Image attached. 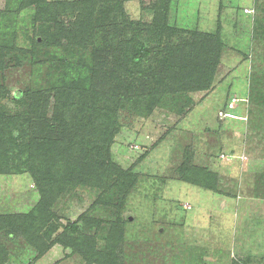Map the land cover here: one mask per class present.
I'll use <instances>...</instances> for the list:
<instances>
[{
  "label": "rangeland",
  "instance_id": "374dc122",
  "mask_svg": "<svg viewBox=\"0 0 264 264\" xmlns=\"http://www.w3.org/2000/svg\"><path fill=\"white\" fill-rule=\"evenodd\" d=\"M4 1L14 15L10 27L17 50L0 70L1 114L19 112L15 94L29 90L44 99L43 109L52 116L63 84L94 81L87 72L92 64L100 83L112 82L117 70L128 76V48L119 46L122 26L140 35L150 51L144 81L161 95L138 114L128 104L118 110L111 161L139 175L127 199L106 178L84 176L88 169L82 172V163L68 175L63 151L62 160L46 161L47 171L59 175L53 203L41 214L52 220L44 231L30 224L39 218L34 212L41 194L29 166L39 169V163H30L28 154L21 161L10 154L4 164L0 154V216L26 215L20 232L17 227L0 232V264H99L95 259L110 251L117 264H264V0H163L159 9L168 7L166 21L162 11L144 10L140 0L99 7L100 52L89 51L81 60L78 54L66 72L59 57L57 69L43 63L47 49L32 44L35 37L39 43L44 39L34 22L35 7L18 11L19 0H0V10ZM154 17L171 31L163 37L148 31ZM0 23L1 35V18ZM168 50L172 66L189 72L178 70L176 78L161 71ZM206 66L207 74L215 68L212 84L192 89L198 68ZM183 164L215 181L214 189L183 181ZM74 224L78 232L70 228ZM78 235L86 251L65 257L64 243L72 245Z\"/></svg>",
  "mask_w": 264,
  "mask_h": 264
},
{
  "label": "trees",
  "instance_id": "16d2710c",
  "mask_svg": "<svg viewBox=\"0 0 264 264\" xmlns=\"http://www.w3.org/2000/svg\"><path fill=\"white\" fill-rule=\"evenodd\" d=\"M19 1L20 8L18 11L35 7L34 22L39 29L43 28L42 36H44V39L39 43L35 37L32 42L34 47L47 49L43 56L48 61L43 60L42 62H49L50 68L57 69L59 65L56 58L59 57L62 61L60 66L66 72L72 66L71 60L78 54L81 55V60L83 57L88 56L89 51L93 55L100 52L97 43L98 27H100L98 25L99 7L122 6L124 2L132 0ZM140 2L144 10L154 11L157 15L162 11L165 21L168 19V7L164 6L162 9L161 6L159 9L163 0H140ZM4 3V10H0V18L5 24V28L0 35V70L5 66L6 56L17 50V37L12 31V27H10L14 15L10 16L8 5L5 1ZM68 15H71L72 20L66 19ZM130 23L134 25L132 22ZM47 24L48 26H46ZM66 24H69L70 27H65ZM52 25L54 26V31L52 30L51 32L50 28H52ZM122 29L119 46L128 48L127 54L129 58L126 61L128 76L117 70V73H113V76H111L112 79L110 80L112 82L107 80L102 82V84L98 79V75L96 76L94 72L97 67L94 69L92 64L91 68H87V72L89 74L93 73L94 81L86 80L84 83H89V86L84 84L82 87L79 86L77 81L74 82L72 80L63 84L64 91L61 94H57L55 98L52 116L47 117L46 110L43 109L44 105L46 106L44 99L39 94L32 93L29 90L19 91L15 94L13 101L22 107L19 112L15 113V115L0 113V154L4 158L2 163H9L10 154L12 159L18 158L17 160L20 161L25 154H28L30 163H34L33 160H35L39 163V169H44V167L46 169V171H43L36 169L35 166H33L34 168L29 166V172L39 186L41 194V201L34 212L36 213L35 216L39 215V218L38 216L35 217L34 220L36 222L30 224H34L37 228L39 226L40 230L44 231L52 223L50 215L42 216L41 214L43 211H48L53 203L51 194L53 195L54 191L58 190L56 187L58 183L55 181L58 173L53 174V171H47L49 164L46 161L62 160V151L65 159L67 157L69 161L66 168L68 175L76 173L80 166L79 164L82 163V172L88 169L87 175L84 173V176H91L96 181L106 178L107 183L110 182L112 186L117 187L122 199H127L128 191L130 193L137 183L139 175L133 173L132 169L124 171L111 161L109 147L113 144L119 129L116 122L118 110L119 107H126L128 104L131 107L130 110L138 114L140 110H143L144 104L153 103L155 98L161 95V91L159 87H151L149 83L144 81L147 73L143 68L144 57L150 51L146 50L144 42L140 41V35L128 33L129 27L122 26ZM151 30H158L161 33L160 36L163 37L164 34L171 31V28L168 24L159 22L158 18L154 17L153 21L148 25V31ZM162 47L164 50L169 48L168 46L164 48L163 42ZM79 51L82 52L80 53ZM165 59L167 63H164L163 67H161L163 73L178 78L180 75L177 72L178 70L189 72L186 66L181 65L179 68L172 66L168 61L173 59L171 50L167 51ZM207 68V66L198 68V79L192 82V89L198 87L206 88L212 84L215 68L210 66V74L206 73L208 72ZM110 71L114 72L113 68ZM98 83L100 84L98 85ZM192 83L189 84L188 82L186 86L190 87ZM0 90L2 89L0 88ZM0 92L1 95L3 92ZM142 114H145V111ZM59 148L63 150H59ZM50 149L56 152L51 153ZM18 152L19 154H17ZM75 159H78V163L74 164L70 170L69 164L73 163ZM179 173L183 181L214 189L215 181L209 180L207 176L190 171L184 164L183 166L181 165ZM41 180H43V183L39 184ZM64 181L67 183L66 179H63L61 184L62 191L65 186ZM44 184L49 191L46 187L44 188ZM25 217L26 215L0 216V232L4 229H15L16 227L15 233L20 232L19 230H22L21 227L26 225ZM118 223L117 228L122 229L124 225L121 222ZM71 227L73 231L78 232L75 224ZM120 236H123L122 233ZM70 240L72 245H67L63 242L65 245V257L70 258L75 254H84V251H86L84 246L86 244L80 241L81 235ZM57 243L61 244L62 242H56L55 244ZM51 244L54 245V242ZM109 253L107 256H105L106 254L104 256L101 255L95 261L99 264H117V262L112 260V257H115V253L112 251ZM96 255L99 256V254L95 253V257Z\"/></svg>",
  "mask_w": 264,
  "mask_h": 264
}]
</instances>
